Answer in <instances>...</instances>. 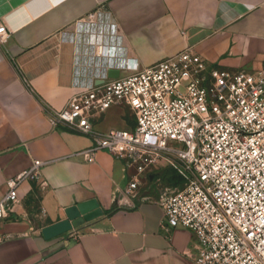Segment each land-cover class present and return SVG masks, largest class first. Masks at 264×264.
<instances>
[{
  "label": "crops",
  "instance_id": "1",
  "mask_svg": "<svg viewBox=\"0 0 264 264\" xmlns=\"http://www.w3.org/2000/svg\"><path fill=\"white\" fill-rule=\"evenodd\" d=\"M96 10L103 13L94 22H115L118 37L84 23ZM0 23L11 32L0 42V200L8 181L36 160L46 181L37 207L27 179L20 201L0 218V264H198L192 231L164 226L160 202L182 187L170 178L175 170L149 172L127 194L124 162L105 150L87 161L80 152L92 138L54 126L46 108H64L77 82L101 81L116 61L148 67L188 47L224 68L258 70L264 0H0ZM101 42L116 46L115 55L100 56ZM95 122L101 131L133 128L121 107ZM93 200L103 214L76 227L79 237L44 234L68 218L67 208Z\"/></svg>",
  "mask_w": 264,
  "mask_h": 264
},
{
  "label": "built area",
  "instance_id": "2",
  "mask_svg": "<svg viewBox=\"0 0 264 264\" xmlns=\"http://www.w3.org/2000/svg\"><path fill=\"white\" fill-rule=\"evenodd\" d=\"M96 10L84 23L99 24L118 37L115 22ZM11 32L0 23V42ZM116 46L101 42L100 56L115 55ZM120 70L102 83H79L67 105L46 108L54 126L88 135L91 148L80 152L91 162L108 151L129 174L127 194L139 191L144 177L170 166L184 185L160 202L167 230L189 228L195 237L198 264H264V64L255 71L213 64L193 48L141 67L118 62ZM123 71L127 73H123ZM125 104L136 117L131 129L101 131L96 119L114 105ZM36 160L8 181L0 200V218L20 201L18 186L31 180L41 192L46 181ZM68 238L80 232L67 231Z\"/></svg>",
  "mask_w": 264,
  "mask_h": 264
},
{
  "label": "water",
  "instance_id": "3",
  "mask_svg": "<svg viewBox=\"0 0 264 264\" xmlns=\"http://www.w3.org/2000/svg\"><path fill=\"white\" fill-rule=\"evenodd\" d=\"M108 76L111 78H117L120 76V70L116 68L108 69ZM103 80L98 81L97 84L102 83ZM68 218L60 221L44 229L46 236H56L65 233L73 228L83 225L85 222L94 220L103 214V210L98 207V203L93 200L89 202H83L75 206H71L66 210Z\"/></svg>",
  "mask_w": 264,
  "mask_h": 264
},
{
  "label": "trees",
  "instance_id": "4",
  "mask_svg": "<svg viewBox=\"0 0 264 264\" xmlns=\"http://www.w3.org/2000/svg\"><path fill=\"white\" fill-rule=\"evenodd\" d=\"M175 172H176L177 175L174 173L170 178H179V181L182 182V186H183L184 185V181H183L182 177L178 174V172L176 170H175ZM34 185H35V187H34V190L32 191V194L30 195L29 201L31 202V204L34 207H37V205L39 203V199H40V194H39V190H38V188H37L35 183H34Z\"/></svg>",
  "mask_w": 264,
  "mask_h": 264
},
{
  "label": "rangeland",
  "instance_id": "5",
  "mask_svg": "<svg viewBox=\"0 0 264 264\" xmlns=\"http://www.w3.org/2000/svg\"><path fill=\"white\" fill-rule=\"evenodd\" d=\"M112 107H121V108H123L124 110H126V119L128 120V122L130 123V125H131L132 127L135 126V124H136L135 114H134V112H133L131 109H129L128 106H126L125 104H120V105H114V106H112ZM112 107H111V108H112ZM121 129H131V128L121 127Z\"/></svg>",
  "mask_w": 264,
  "mask_h": 264
}]
</instances>
